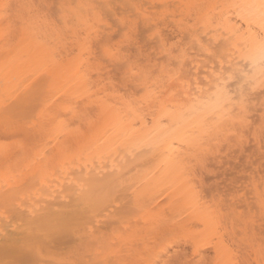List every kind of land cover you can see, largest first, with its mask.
Masks as SVG:
<instances>
[{
	"label": "bare ground",
	"instance_id": "obj_1",
	"mask_svg": "<svg viewBox=\"0 0 264 264\" xmlns=\"http://www.w3.org/2000/svg\"><path fill=\"white\" fill-rule=\"evenodd\" d=\"M68 2L0 45V264H264L261 0Z\"/></svg>",
	"mask_w": 264,
	"mask_h": 264
},
{
	"label": "rangeland",
	"instance_id": "obj_2",
	"mask_svg": "<svg viewBox=\"0 0 264 264\" xmlns=\"http://www.w3.org/2000/svg\"><path fill=\"white\" fill-rule=\"evenodd\" d=\"M18 1L16 2V0H0V21H1L0 27L1 28L4 27L2 28L4 30L0 29V33L3 34V37L1 40H4V41H1L2 43L0 42V45L3 44V47L2 48L0 47V48L3 50H9L12 48L11 46L15 48V45H17L16 47L20 49L19 43L22 40L24 42L22 44H25V41L30 42L31 39L33 40L36 39V43L39 42L40 44H42L43 42L46 43L49 40L51 41L52 38H53V42L55 38H56L55 40L58 41L59 37H61L60 35H57V32L59 31V29L60 31L58 33L59 34L61 33V35L65 34L66 32L65 27L63 25L64 22L62 21V18H61L62 6L68 1L69 2L72 1L71 2L72 4L76 2V0H18ZM47 24H50L49 27H47L48 26ZM33 28H35L36 31H34L35 29ZM52 28L53 29L55 28V29L52 30ZM28 29L30 30L29 32H27ZM34 32H37V33L35 34ZM34 34L37 36H35ZM30 35L34 37L32 38V36ZM46 38H48V40H46ZM53 42L51 41L50 43H47L48 46L49 45L52 46ZM31 44L32 43H30V45ZM9 45L11 48L4 49V46L6 47ZM21 48H24L23 45L21 46ZM243 159L239 158L237 160L238 161L240 160L239 162H243ZM234 161L238 162L236 160H230L228 164H231V165L229 166L232 167V165L235 163ZM225 167L226 165L223 166L222 168L224 169ZM214 183H217V182H214ZM219 183L220 184L218 185L220 188L221 187L223 188V186H225L224 184L225 182L224 183L219 182Z\"/></svg>",
	"mask_w": 264,
	"mask_h": 264
},
{
	"label": "snow or ice",
	"instance_id": "obj_3",
	"mask_svg": "<svg viewBox=\"0 0 264 264\" xmlns=\"http://www.w3.org/2000/svg\"><path fill=\"white\" fill-rule=\"evenodd\" d=\"M260 9L262 12V18H264V0H261ZM258 56L261 66V75L264 76V35H262L260 39ZM252 62H255V58L252 59ZM245 67H247V65H245Z\"/></svg>",
	"mask_w": 264,
	"mask_h": 264
}]
</instances>
